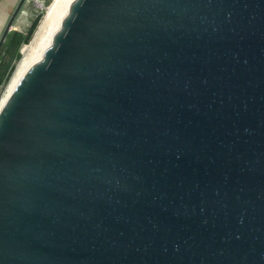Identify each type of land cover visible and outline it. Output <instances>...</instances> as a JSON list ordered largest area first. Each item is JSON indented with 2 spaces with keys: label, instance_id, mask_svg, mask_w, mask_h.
<instances>
[{
  "label": "water",
  "instance_id": "1",
  "mask_svg": "<svg viewBox=\"0 0 264 264\" xmlns=\"http://www.w3.org/2000/svg\"><path fill=\"white\" fill-rule=\"evenodd\" d=\"M0 264H264V0H70L0 112Z\"/></svg>",
  "mask_w": 264,
  "mask_h": 264
},
{
  "label": "rangeland",
  "instance_id": "2",
  "mask_svg": "<svg viewBox=\"0 0 264 264\" xmlns=\"http://www.w3.org/2000/svg\"><path fill=\"white\" fill-rule=\"evenodd\" d=\"M7 1H9V0H7ZM3 2H5V1H3ZM18 2H19V0H16V1H14V3L12 5H10V3H11V1H10V3H8V2L6 3V7L0 8V37L4 31V28H5L8 20L10 19L14 9L16 8V5L18 4ZM53 2H54V0H43L42 4L39 5V4H37V2L35 0H27L24 3L23 7L21 8L20 12L18 13L17 17L15 18V20L12 24V31L7 35L5 41L2 44V47L0 49V75L3 71V65L5 63H9V67L15 65V69H14L12 75L6 81L4 80L5 77H3V79H2L3 82L0 84V101L4 97L6 90H7V87L10 84L11 79L16 72L17 65L19 64V62L23 58V50L27 46L30 45L32 40H34L37 31L39 30L40 27H42V25L46 21V19L48 17V9L50 8V6L52 5ZM40 14H42V18H41L36 30L34 31L29 43L21 45L17 50V53L20 54V56H21L20 60L15 61V59L12 56V59L10 60V62H8L10 56H7L6 50L9 48V42L11 40L12 35L14 33H21L23 35L26 34L30 25L34 21V19ZM10 51H13V49H11Z\"/></svg>",
  "mask_w": 264,
  "mask_h": 264
},
{
  "label": "bare ground",
  "instance_id": "3",
  "mask_svg": "<svg viewBox=\"0 0 264 264\" xmlns=\"http://www.w3.org/2000/svg\"><path fill=\"white\" fill-rule=\"evenodd\" d=\"M14 1L16 0L2 2L0 3V8L6 7L7 2L12 5ZM69 1L70 0H54L52 5L48 9V17L46 21L37 31L34 40H32L30 45L23 50V58L17 65L16 72L7 87L4 97L0 101V112L2 111L8 98L10 97L20 80L23 78L25 73L28 71V69L40 59L42 52L46 48L49 38L59 25L60 19L64 15Z\"/></svg>",
  "mask_w": 264,
  "mask_h": 264
},
{
  "label": "trees",
  "instance_id": "4",
  "mask_svg": "<svg viewBox=\"0 0 264 264\" xmlns=\"http://www.w3.org/2000/svg\"><path fill=\"white\" fill-rule=\"evenodd\" d=\"M41 18H42V14L38 15L34 19V21L30 25L26 34L23 35L21 33H14L12 35L11 40L9 42V48L6 50L7 56H10L8 62H10V60L12 59V56L15 59V61L20 60L21 56H20V54L17 53V50L21 45L29 43L34 31L36 30V28H37V26L41 20ZM11 49H13V51H10ZM14 69H15V65L10 66V67H9V63H5L3 65V71L0 75V84L3 82L2 81L3 77H5L4 80L6 81L12 75Z\"/></svg>",
  "mask_w": 264,
  "mask_h": 264
},
{
  "label": "built area",
  "instance_id": "5",
  "mask_svg": "<svg viewBox=\"0 0 264 264\" xmlns=\"http://www.w3.org/2000/svg\"><path fill=\"white\" fill-rule=\"evenodd\" d=\"M3 1H5V0H0V3H2ZM35 1L37 2V4L40 5V4H42V1H43V0H35ZM42 6H43V5H42Z\"/></svg>",
  "mask_w": 264,
  "mask_h": 264
},
{
  "label": "crops",
  "instance_id": "6",
  "mask_svg": "<svg viewBox=\"0 0 264 264\" xmlns=\"http://www.w3.org/2000/svg\"><path fill=\"white\" fill-rule=\"evenodd\" d=\"M5 1H7V0H5Z\"/></svg>",
  "mask_w": 264,
  "mask_h": 264
}]
</instances>
